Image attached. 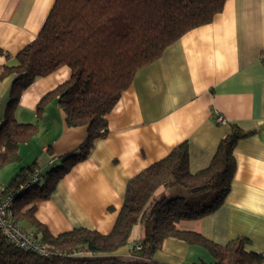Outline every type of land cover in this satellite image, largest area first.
<instances>
[{
	"label": "crops",
	"instance_id": "0c3cea01",
	"mask_svg": "<svg viewBox=\"0 0 264 264\" xmlns=\"http://www.w3.org/2000/svg\"><path fill=\"white\" fill-rule=\"evenodd\" d=\"M55 1L0 0V50L14 56L32 42ZM14 62L0 54V67ZM70 75V68L63 66L37 79L16 107V119L34 123L38 130L20 144L19 160L0 169V183L9 185L23 168L38 162L40 185L50 187L49 196L26 204L24 212L34 206L32 217L55 236L79 227L107 234L117 221L132 177L185 141L190 170L207 167L235 124L249 134L235 146L236 169L225 202L212 214L182 219L176 227L221 245L245 236L248 250L264 252V0H226L210 23L189 30L139 69L107 116L108 133L96 140L88 157L54 183L48 179L54 178L51 171L77 151L87 127H69L58 98L49 101L40 117L37 105ZM14 78L12 74L0 80V125ZM218 113L226 123L216 121ZM168 190L161 187L158 194ZM192 198L209 199L205 194ZM15 221L35 232L29 219ZM137 226L140 240L117 254L129 255L142 241L143 228ZM154 259L168 264L213 261L206 248L178 238L166 239Z\"/></svg>",
	"mask_w": 264,
	"mask_h": 264
},
{
	"label": "trees",
	"instance_id": "16d2710c",
	"mask_svg": "<svg viewBox=\"0 0 264 264\" xmlns=\"http://www.w3.org/2000/svg\"><path fill=\"white\" fill-rule=\"evenodd\" d=\"M226 0H56L37 37L16 55L3 52L0 80L14 74L10 100L0 125V169L19 160L21 143L33 138L34 123H21L15 110L26 88L37 79L68 66L70 77L45 94L37 105L40 117L45 106L58 98L69 127L86 126L87 137L62 166L51 171L54 183L73 164L88 157L97 139L105 136L107 116L139 69L159 58L164 50L189 30L210 23ZM237 125L221 140L209 165L190 170L189 143L177 145L168 155L143 169L127 184L123 207L111 232L79 227L52 235L32 216L35 207H22L49 196L50 187H34L16 199L13 219L30 220L36 237L48 253L18 247L0 230V264H168L154 259L166 239L178 238L206 248L213 261L200 264H264V252L248 250L249 239L237 236L221 245L201 233L180 230L182 219H199L215 212L231 191L236 169L234 149L248 135ZM38 162L23 168L7 185L19 187L30 178ZM175 194H158L161 187ZM177 189H179L177 191ZM183 191L189 193L188 196ZM214 192L210 203L192 198ZM186 193V194H187ZM192 199V200H189ZM144 236L141 248L129 255L116 252L130 242L135 225ZM196 264V263H195Z\"/></svg>",
	"mask_w": 264,
	"mask_h": 264
},
{
	"label": "built area",
	"instance_id": "2783aa9c",
	"mask_svg": "<svg viewBox=\"0 0 264 264\" xmlns=\"http://www.w3.org/2000/svg\"><path fill=\"white\" fill-rule=\"evenodd\" d=\"M216 121L218 123H226V119L222 114H217ZM42 178V170L36 168L32 176L28 178L19 187L8 190L7 185L0 183V230L8 238V240L18 247L37 251L42 255L48 253L45 245L36 237L35 232L21 227L13 219V211L16 199L19 195L34 187V184ZM136 249H140V243L135 245Z\"/></svg>",
	"mask_w": 264,
	"mask_h": 264
},
{
	"label": "rangeland",
	"instance_id": "374dc122",
	"mask_svg": "<svg viewBox=\"0 0 264 264\" xmlns=\"http://www.w3.org/2000/svg\"><path fill=\"white\" fill-rule=\"evenodd\" d=\"M174 188V187H173ZM173 188H171V187H167V189H169L168 191H167V194H171V193H173V194H175V190L173 189ZM160 190V189H159ZM187 192H185V191H183V194L184 195H186V196H188L189 195V193H187ZM206 195V194H205ZM214 196V192H212L211 194H209V199H207L206 198V202H209L210 203V201H211V199H212V197ZM189 200H192V199H189ZM177 224V223H176ZM137 226V225H136ZM136 226H134V230H132V233H131V240H130V242H129V244H131V243H134L136 240L137 241H139L140 240V238L138 237V232H137V229L138 228H136ZM140 226V225H139ZM138 227V226H137ZM142 228V227H141ZM143 230V229H142ZM143 236V235H142Z\"/></svg>",
	"mask_w": 264,
	"mask_h": 264
}]
</instances>
